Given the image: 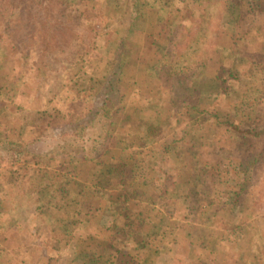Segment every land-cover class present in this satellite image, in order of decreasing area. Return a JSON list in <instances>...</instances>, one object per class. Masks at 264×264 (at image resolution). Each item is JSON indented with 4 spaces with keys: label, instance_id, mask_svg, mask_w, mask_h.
<instances>
[{
    "label": "rangeland",
    "instance_id": "rangeland-1",
    "mask_svg": "<svg viewBox=\"0 0 264 264\" xmlns=\"http://www.w3.org/2000/svg\"><path fill=\"white\" fill-rule=\"evenodd\" d=\"M19 1L26 12L14 14ZM67 1L75 21L58 18L46 33L32 0H0V137L27 144L83 119L121 62L127 106L109 120L113 134L104 117L100 131L117 156L79 167L27 157L20 171L0 169V264H238L236 0H144L139 16L128 12L134 0ZM63 29L74 30L69 45L46 49ZM168 37L179 38L199 107L183 117L170 112L172 84L141 68L166 61ZM37 170L54 173L50 189L31 185ZM133 191L155 227L142 219L127 238L113 228L131 224L115 202L135 203Z\"/></svg>",
    "mask_w": 264,
    "mask_h": 264
},
{
    "label": "trees",
    "instance_id": "trees-1",
    "mask_svg": "<svg viewBox=\"0 0 264 264\" xmlns=\"http://www.w3.org/2000/svg\"><path fill=\"white\" fill-rule=\"evenodd\" d=\"M38 3L41 5L40 9ZM142 3H144V0H134V8L128 11L130 16H139L138 12L143 9L139 5ZM148 3L149 5H157L156 2L150 1ZM25 4L24 1H19V5H17L14 14H17L19 10L26 12V9H23ZM32 5L38 8V11L34 13L32 17L36 24H39L41 20L47 19L44 22V30L46 33L57 32L56 22L58 18L60 24H65L66 21H75V14L72 13L73 9L71 3L67 0H32ZM54 18H56L55 21ZM7 29H9V27H7ZM73 31L67 29H63V32L58 31L60 34L58 35L57 33L56 37L50 39L48 43H45L43 39L44 47L46 49H55V46L58 45L60 41L59 39L64 41V37H66L65 45L68 46L70 43L68 38L74 39ZM178 39H173V37L167 38L166 61L158 59L156 62L152 64L149 63L146 67L143 66L141 68L149 67L152 69V73L154 74V77L152 75L150 76L152 80H160L159 82L161 83L165 81V83L170 82L172 84L173 91L169 98L172 110L170 112L177 117H183L195 113L199 107L194 105L195 103L190 96V72L187 69L189 66L185 65V63L180 60L179 53L175 54L174 47L177 44ZM158 41L162 40L159 39ZM121 71V62H118L114 68L112 67L111 71L108 73L109 76L104 80V82H106H103L102 90L96 97H92V109L83 119L77 121L69 119L67 122L53 126L44 137L27 144L18 137L12 138L10 134L7 135L9 137L8 139L0 137V169L13 167L16 171H20L21 168H18V165L25 163L27 157L34 158L40 162H46L47 164L60 162L61 165H71L73 167H79L88 162L93 163L91 161L96 160H100L101 162L106 161V155L107 159H115L117 156L116 151L113 152L110 146L108 147L107 145L102 144L103 135L100 131L104 133L101 126H103L107 120L110 124L107 131L110 134H113L111 130L114 123L109 120L115 119V115H117L116 111L118 109L126 108L127 106L126 96L122 93L124 81ZM232 76L234 77V75ZM141 79H143V85L140 91H142L144 87L148 88L147 81L150 80L148 77H142ZM137 82L138 81L132 83V86L137 85ZM128 87L129 89L131 88V86ZM183 108L186 111L185 113L181 112ZM145 110H148V107H146ZM103 117L106 118V120H104ZM213 117H216V124L223 125L226 122L222 121L220 119L221 117L217 116V114ZM230 124L233 127H237L234 125L237 124L236 122H231ZM9 126L10 133H14L15 129L12 124ZM155 127L156 126L152 123H146L144 128L148 131L147 133L152 130L156 131V137H158L159 132ZM146 139L144 138L142 141H145ZM159 163L158 160L155 161V169L153 171V173H156L157 181L161 177V174L158 173L160 171ZM161 165L163 166L164 162H161ZM235 167L237 168V164ZM50 175H53V179L49 178ZM30 179L32 180V186L37 185L40 188L44 184H48L49 187H47V189H50V187L54 185V180H57L54 173L51 171L42 172L39 170L31 175ZM137 181L138 179L133 182ZM131 187L132 183L124 188L127 189ZM132 193L136 199L135 203L133 202V199H126L124 202H119L120 199H118L117 202H115V212L117 210V213L120 216H123L131 224L130 229L118 224L114 225L113 228H117V230L122 232L127 238L142 219L145 220L149 226H154L153 213L150 214L148 210L151 209V207L141 205L138 201V199H140L138 191H133ZM180 196L181 195H179V197ZM60 199L65 200L67 204H69L71 200H76L70 195H61ZM121 204H124L123 208H121ZM97 210L102 211V207H98ZM140 250H142V248Z\"/></svg>",
    "mask_w": 264,
    "mask_h": 264
}]
</instances>
